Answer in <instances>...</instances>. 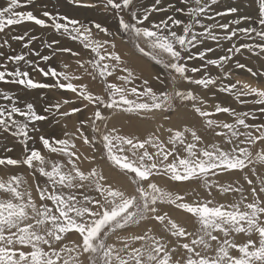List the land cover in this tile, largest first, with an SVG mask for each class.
Listing matches in <instances>:
<instances>
[{"label":"snow or ice","instance_id":"snow-or-ice-1","mask_svg":"<svg viewBox=\"0 0 264 264\" xmlns=\"http://www.w3.org/2000/svg\"><path fill=\"white\" fill-rule=\"evenodd\" d=\"M0 264H264V0H3Z\"/></svg>","mask_w":264,"mask_h":264},{"label":"rangeland","instance_id":"rangeland-1","mask_svg":"<svg viewBox=\"0 0 264 264\" xmlns=\"http://www.w3.org/2000/svg\"><path fill=\"white\" fill-rule=\"evenodd\" d=\"M46 2H49L50 4H51V2H52V0H46ZM3 3V0H0V4H2ZM61 11H68V12H70V14H73V15H75L76 13H74V12H72L70 9H68V8H65V7H63V6H61V9H60ZM95 15H97V16H99L100 14L99 13H94ZM28 27H31L30 25L28 26ZM37 31V33L40 31L39 29H37L36 30ZM14 34H20V33H14ZM69 44H71L72 42H68ZM14 47H17V48H19V44H14ZM42 79V78H41ZM46 91V90H45ZM48 95L50 96V97H52V96H55L56 94L55 93H48ZM44 105L42 104V107H43ZM82 118V117H81ZM55 130V133H58V132H60L61 131V127H60V125H55V124H53L51 127H50V131H52V130ZM59 130V131H58ZM58 131V132H57Z\"/></svg>","mask_w":264,"mask_h":264},{"label":"bare ground","instance_id":"bare-ground-1","mask_svg":"<svg viewBox=\"0 0 264 264\" xmlns=\"http://www.w3.org/2000/svg\"><path fill=\"white\" fill-rule=\"evenodd\" d=\"M122 48H123V45L121 46ZM28 99H35L36 97L35 96H29V97H27ZM40 107L42 108V104L40 105ZM75 119L76 118H73L72 119V121H70L69 122V130H72V126H73V124L75 123ZM59 131V130H58ZM57 131V132H58ZM56 135H60L61 134V131L60 132H58V133H55ZM178 219H180V217H177ZM183 222V221H182ZM190 226V225H189Z\"/></svg>","mask_w":264,"mask_h":264}]
</instances>
